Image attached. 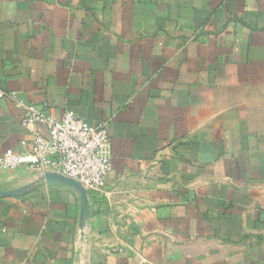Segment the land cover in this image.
<instances>
[{"label": "crops", "instance_id": "1", "mask_svg": "<svg viewBox=\"0 0 264 264\" xmlns=\"http://www.w3.org/2000/svg\"><path fill=\"white\" fill-rule=\"evenodd\" d=\"M0 91L107 123L87 191L0 171V264H264V0H0ZM0 98V156L40 125Z\"/></svg>", "mask_w": 264, "mask_h": 264}, {"label": "built area", "instance_id": "2", "mask_svg": "<svg viewBox=\"0 0 264 264\" xmlns=\"http://www.w3.org/2000/svg\"><path fill=\"white\" fill-rule=\"evenodd\" d=\"M23 109L22 126H42L46 134L37 132L29 154L12 150L0 156V171L27 167L43 175L60 174L82 184L86 191L102 188L112 170V142L107 123L91 126L73 113L61 119L48 115L35 105H24L14 93L0 91Z\"/></svg>", "mask_w": 264, "mask_h": 264}, {"label": "water", "instance_id": "3", "mask_svg": "<svg viewBox=\"0 0 264 264\" xmlns=\"http://www.w3.org/2000/svg\"><path fill=\"white\" fill-rule=\"evenodd\" d=\"M41 180L45 183L69 187L76 192L80 203L79 226L81 229L84 228L89 219L90 205H89L88 193L86 189L82 186V184L70 178L64 177L60 174L49 173V172H46L43 175H41ZM25 190L26 189H21L19 191L0 192V199L18 195L24 192Z\"/></svg>", "mask_w": 264, "mask_h": 264}]
</instances>
